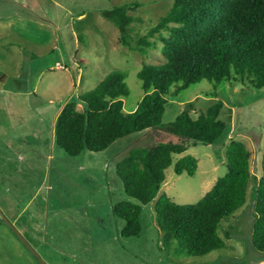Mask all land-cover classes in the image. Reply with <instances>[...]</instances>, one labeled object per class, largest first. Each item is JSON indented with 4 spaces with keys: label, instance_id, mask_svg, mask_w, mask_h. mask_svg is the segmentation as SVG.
Returning <instances> with one entry per match:
<instances>
[{
    "label": "rangeland",
    "instance_id": "rangeland-1",
    "mask_svg": "<svg viewBox=\"0 0 264 264\" xmlns=\"http://www.w3.org/2000/svg\"><path fill=\"white\" fill-rule=\"evenodd\" d=\"M132 1L141 3L128 11L139 18L127 28L129 41L134 43L156 24L172 0H0V24L10 35L14 32L16 44L22 42V65L26 68L22 79L8 80L5 86L32 88L35 80H28L27 67L36 69L55 60L69 69L76 83L66 88L62 76L67 80L69 74L57 70L61 76L56 78L61 82L56 87L46 73L34 93L0 92V264H264V252L251 242L256 216L253 195L262 169L264 86L255 88L239 80L214 84L205 79L190 84L176 95L166 96L159 125L122 137L99 152L84 150L70 157L58 148L54 167L45 165L43 153L48 146L38 152L31 149V141L45 144L46 139L22 137L21 142L9 135L15 122L22 119V112L43 113L48 133L65 100H76L115 70L126 75L128 95L122 98L123 110L136 107L143 95L137 72L143 64L163 60L161 42L157 37L149 38L155 44L143 53L128 50L120 44L114 22L102 15ZM3 40L0 64L7 53ZM47 89L54 90V97ZM192 100L193 117L217 100L223 103L218 117L226 123V131L216 142L194 144L170 132L169 122ZM32 115L26 114V123L35 120ZM231 140L241 141L250 152L246 200L233 216L220 221L222 249L189 256L178 248L171 234L157 228L155 200L162 193L179 204L199 200L226 172L225 152ZM159 142H181L187 148L173 155L156 198L142 206L140 233L122 237L123 220L112 212V206L128 197L115 174L113 160L122 158L131 148ZM18 153L22 154V165L16 168ZM186 154L197 159L195 174H175L173 163Z\"/></svg>",
    "mask_w": 264,
    "mask_h": 264
},
{
    "label": "trees",
    "instance_id": "trees-1",
    "mask_svg": "<svg viewBox=\"0 0 264 264\" xmlns=\"http://www.w3.org/2000/svg\"><path fill=\"white\" fill-rule=\"evenodd\" d=\"M141 3L116 5L102 13L120 32V44L143 53L161 42L163 60L143 64L137 72L143 95L131 111L123 110L122 98L128 95L125 73L110 72L94 88L63 104L54 126L56 144L70 157L84 150L99 152L114 141L161 123L167 95H176L203 79L247 82L264 86V0H172L155 25L129 41V25L139 21L128 13ZM78 104L81 107H78ZM223 103L217 100L197 113L195 100L184 104L169 122L172 134L192 143L211 144L226 131L219 119ZM181 142H159L149 147L131 148L115 164L126 199L116 202L113 213L123 220L122 237L141 231L143 205L152 202L165 181V170L173 155L185 151ZM226 172L195 203L179 204L162 193L155 200L157 228L168 232L179 249L189 256H202L224 247L218 234L222 218L231 217L245 200L251 178L250 152L241 141L231 140L226 152ZM261 174L257 178L251 228L252 245L264 252V141ZM197 159L186 154L173 163L175 174H195Z\"/></svg>",
    "mask_w": 264,
    "mask_h": 264
},
{
    "label": "crops",
    "instance_id": "crops-1",
    "mask_svg": "<svg viewBox=\"0 0 264 264\" xmlns=\"http://www.w3.org/2000/svg\"><path fill=\"white\" fill-rule=\"evenodd\" d=\"M20 30L22 32L21 28H20ZM2 39H4V40L1 44H2L3 49L7 52L6 55L9 56L10 53L12 52L13 55H11V56H13V57L9 58L8 56L5 55L3 58H1L2 62L0 64V84H1L0 92L6 91V92H9L11 94H14V93L18 94V93H22V92L26 93V94H30L31 92L34 93L35 89H37V87H39L38 83L41 82L43 76L46 73H48L50 76H52V78H49L48 81H50L51 83H54L53 87H56V86L60 85V82H61L60 79L56 78L57 76H61V75H58L57 70H61L65 73L68 72L67 74H69L68 75L69 78L67 80H65V76H62L63 77L62 82L65 84V82L67 81V83H66L67 87L66 88L69 89L71 86L76 85V83L74 82V78L72 77V75L69 72V69L66 66L63 67L62 64L59 63V60H55L54 62H50L48 64H45L44 66L40 64L38 66V68H36V69H33L32 65L27 67L28 72L26 73V76L28 77V80L29 81L35 80L32 88L22 90V88H19L16 85L9 86V87L5 86L6 82L8 80L14 81L16 79H22V70H26V68L23 67V65H22V42L19 43V41H18V44H16V42L14 41L15 40L14 39V32H13V35L12 34L10 35L7 27L4 26L3 24H0V40H2ZM16 52L18 53V56L15 57ZM53 76H54V78H53ZM56 83H58V84H56ZM47 91H49L52 96L54 95V90L47 89ZM65 102H67V101L65 100L63 102V104ZM63 104H61L60 108H58V110L55 114V119L53 120V122H50L51 129L50 130L48 129L49 130L48 133L45 131V128L43 126L45 124V119L43 118V115H42L43 113H39V112L33 113L34 115H32L30 112H22V119H24L25 122L22 124V119L20 121H16L15 122L16 125L14 126L12 133H9V135L13 134L12 135L13 141H15V139H19L22 142V137H23V139L24 138L26 139L29 137L31 140H33V139L39 140L40 138L46 139L47 142L45 144L34 143L35 141H31V149L32 150L34 149L37 152L42 150L44 146H48V148L44 147V149H48V150L44 151V153H43V155L45 156V161H46L45 165L46 166L54 167L56 163L55 162L53 163V161L55 160L56 156L59 154L58 148H60V147L56 144V142L54 143V139H55L54 126H55V122H56V118L58 116V113H59L61 107L63 106ZM78 107L80 108L81 105L78 104ZM26 114L32 115V117L34 116L35 120L32 122L29 121V122H27L28 123L27 124L26 123ZM55 148H57V149H55ZM118 160H115V159L113 160L114 166ZM15 162L18 164L16 168H18V166L21 167V165H22V154L21 153L17 154ZM47 168L48 167H46L45 169H47ZM123 199H121V200H123ZM116 202H118V201H116ZM116 202H114V204Z\"/></svg>",
    "mask_w": 264,
    "mask_h": 264
}]
</instances>
